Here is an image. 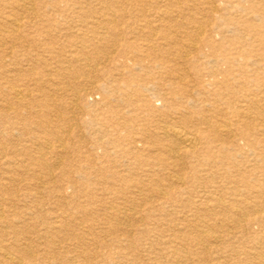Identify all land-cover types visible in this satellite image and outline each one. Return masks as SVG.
Here are the masks:
<instances>
[{
	"label": "rangeland",
	"instance_id": "obj_1",
	"mask_svg": "<svg viewBox=\"0 0 264 264\" xmlns=\"http://www.w3.org/2000/svg\"><path fill=\"white\" fill-rule=\"evenodd\" d=\"M171 1L172 2H168L167 0H117V4L119 5V12L128 15L132 14L142 17V15L145 14L146 16L153 17L160 16L163 11L169 10V13L166 12L174 17L177 14L181 17L184 15L187 17L197 15V17H202L204 23L213 22L211 18L214 13L211 12L210 6L205 4L206 0ZM39 2L38 0L34 2L36 3L37 13H39L41 19H43L42 23L49 25H45L46 27H44V31L42 32L41 40H37L35 43L32 42L30 46H27L26 43L23 46H19L18 43H14L11 40H7L5 44L4 42L0 44V149H5L11 161L13 160L14 162L17 161L24 164L26 168L35 167L38 172V181H35L38 182V185L34 190L30 189V186H28L30 182L27 179L25 180L26 182H22L15 174H13L15 180L10 183L8 182L9 184L5 183V189L0 190V192H2L0 195L2 194L5 197V216L0 220V244L9 243L15 233H17V235H26L28 239L31 240L29 243H32L33 240L32 244H34V246L36 245L38 249L40 248V253L42 252L41 248H46V255L41 254V257L38 258L39 260L36 261L37 264H88L89 260L90 264H123V262L124 264H179L172 251L174 248L165 245L162 240L170 238L172 241L171 244H174L178 241V239H176L177 236H186L188 237V241L192 243L191 249L195 248L199 250L198 246L201 247L200 243H205V241H208L206 243H210L211 240L201 236L195 231L193 224H202V227L208 228L209 230L212 228L214 229V214L217 213L221 216V211H219L220 207L216 208L215 205L209 201L210 197H223L225 200L227 199L226 201H231V199H233L231 197H237V195L233 194L236 193L233 187H241L242 182L240 178L242 175L246 176V180L250 183L256 180L264 182V142H262V140L264 141V129L259 131L255 130L258 126L264 128V112L262 113L263 115L259 114L257 119L252 118L253 121L247 120L253 130L251 134L248 133L245 135L244 133L236 132V141L233 142V144H227L226 148L220 145L213 149V152L216 153L218 157H222V155L224 156L226 154L229 155L228 151L236 156L234 159L229 158L225 160L226 163L224 167L220 168L218 167L220 166L218 163L219 158H216V169L212 174L213 177L211 176L209 179L205 174L201 175L198 179L193 178L192 173H194V171L190 168L192 165L190 159H186L183 163L184 167L181 176H183L184 183L181 185L177 184L175 181H170L167 174L152 176L153 178L149 176L145 177V174L138 169H135L136 174L133 173L128 176L126 174L130 173V157H116V150H121L125 147L126 141L123 142L122 138L123 136L125 137L127 133H133V135H139L141 132L148 134L152 133V126L150 125L152 116L145 113L143 108L146 107L145 104L159 107L160 100L157 99L158 95H190V97L183 98V103L186 105L184 110L190 112L194 116L204 115L210 122L220 120L232 121V110L240 109V107L243 109L247 108L244 107L246 105L247 96H251L255 99L262 98L264 100V55L261 53L264 51L258 49L256 42L252 45L250 41H252L255 36L245 32H224L226 35L224 38L219 34L214 35L213 40L217 44L216 48L203 46L201 37L197 39L191 36L188 37L185 34L183 37L184 41L187 42L191 37L189 41L195 42L197 44L196 48H171L169 50V47H167L169 45L161 44L162 47H167V53L170 54L172 63L174 59L180 63L188 61V59L195 61L199 58V52L207 54L208 57L207 59L203 57L199 58L201 62H205L204 64L198 63L192 66L188 62L185 67L181 65V67L183 66L182 68L185 69L184 74L186 77L183 81L184 83L182 82L180 84L169 82L166 80L167 78L164 77L159 78L156 76L154 78L157 70H162L156 65L152 58V55H155V53L158 54L160 51L159 47L155 48L153 45L151 49H148V52H143L144 55L150 53L148 56H140L136 54V50H133L132 53L128 52L124 56H119L117 54L118 52L114 50L121 42H117L115 46L109 48L108 46H101L100 42H97V40L91 36V41L86 42L84 49H81L87 53H89V51H94L96 56L92 53L93 59L91 60L94 61L93 64H98V66H96V70L92 72L93 74L90 73L91 77L79 76V78H76L72 76L70 71H64L61 66L74 63L72 61L61 63V61H68L69 59L68 57L66 59V56L72 50V43L75 42L73 40V35H75V31H78V25L83 20H95L104 15H109V17H111L113 14H116L117 11H114L112 5L108 4L105 0H54V4H57V9L56 6H41ZM155 3H157V7ZM226 3L225 6L229 9L230 14H227V10H222V13L230 17L231 21H234L235 19H242L246 16L245 14L247 11H250L253 6H259V3L262 2L261 0H228ZM150 4H152V6ZM1 7L2 5L0 2V8ZM162 7L163 9L165 7V9L163 10ZM181 7L185 8L184 12L186 14L180 13ZM1 14L2 12L0 15ZM2 15L5 16L6 13ZM27 19L30 18L27 17ZM229 24L230 23H228V25ZM222 27L225 26L222 25ZM141 35L142 34H139V41L146 44L148 37L146 34ZM234 35L237 36V40L235 41L232 39ZM88 38H90V35ZM106 39L111 40L112 36L106 34ZM243 42L248 43L243 45L244 48L241 52H244V54L240 56L238 53L240 50H237V53H235V49L242 47L241 43ZM99 52H101L100 55H98ZM105 53L110 56L108 58L109 61L106 60L107 62L103 65L104 61L101 60L103 56H106ZM161 54L156 55L157 57L155 60L159 61L160 59H166ZM176 54H179L181 57H178ZM135 55H138L140 58L139 61L135 59ZM230 57L232 61L228 63V58ZM241 61H243V63H241ZM168 65H170V63H168ZM71 66L76 70L74 65ZM210 71L214 73L212 78L206 75L208 72L210 73ZM34 75L39 78L36 83L32 80L29 81L32 77H35ZM152 76L155 86L152 85L151 82L148 84V88H146L145 85L140 88L137 86V83L140 84L143 79L148 80ZM47 80L49 83L46 82ZM88 80L95 81L94 85L92 84V86H89V84L86 83ZM101 80H104V82ZM50 83H52L51 86ZM68 84H70L71 88ZM13 85L27 90L28 95H23V98L20 99L22 102L17 101L16 97H12L13 95L11 94L10 88ZM64 85L69 87H64ZM182 85L186 86L184 90L180 89ZM48 87L54 88V93L48 90ZM80 89L83 90H81L82 92L78 93V95L73 94L74 91H79ZM106 89H110L111 95H106ZM114 95L115 99H118L119 104L120 102L121 104L124 103L123 99L120 98L121 95H132V98L135 99H132L135 101L133 102L135 105L131 107L126 106L124 108L123 104V106L119 107L122 112H115L113 111V107H111L112 105L106 104V97L112 99ZM134 95H138V97L135 98ZM177 100L176 98L171 104L174 106ZM127 108L133 109V115L138 118L141 117L142 120L137 121L134 116H132V118L127 115L125 116L124 109ZM252 109L254 112H252L253 114L251 113ZM245 110L248 111L249 109L247 108ZM250 113L252 117L256 116L254 107L251 108ZM55 115H57L56 118ZM119 120L121 121L119 124H123V122L124 124L129 123L130 126L126 127L130 128L132 132L124 127H122L123 129H118L114 123ZM76 122L78 123L76 124ZM26 125L30 126L27 127ZM193 125L198 126L197 124ZM193 125L189 124L186 126L193 130L196 128ZM62 129L64 132H62ZM241 136H244L245 139H242ZM117 138H120L121 141L115 142ZM84 140L86 141L84 142ZM44 149L45 152H43ZM58 156L61 157L62 160ZM66 156L69 158V161ZM33 162L36 166L32 164ZM204 167L203 164L199 168L203 169ZM15 168L17 167L15 166ZM54 168L56 169L54 170ZM2 170L4 169L0 167V178L3 174L1 172ZM116 170L123 171L121 172L124 173L122 177L125 178L116 176L114 174ZM202 171L204 172V170H201V172ZM98 172H100V174ZM42 175L43 178H41ZM48 175L51 176V179H48ZM22 176L25 175L22 174ZM88 180L91 181L89 182ZM130 180H132V182L142 181L145 183L146 190H144V192L150 194V199L146 201H137L136 212L138 214L136 212L134 214L128 213V217L131 219L129 221L130 227L126 226L125 228V225L116 220L115 216H117V206H122V203L119 201L128 204V201L133 200L135 197L132 191L134 188L129 191L125 189L127 184L132 183ZM0 181L4 182L2 179H0ZM69 181H74L80 188H71L69 186ZM228 181H231V183H228ZM168 184L175 185V188L178 189L176 195H165L164 198H159L153 194V188L155 187L168 191ZM120 185L125 186L123 188V191L126 192L125 196L119 193ZM93 195L97 197L96 199H99V197L103 198L92 203L90 199ZM121 196L127 199H123ZM169 196L171 197L169 198ZM59 198H61V200ZM164 199L166 200L164 201ZM11 201H13L14 207L10 206ZM207 203L211 205L209 206V208H211L210 210L206 207L208 205ZM139 204L141 205L139 206ZM14 210H16L18 216L14 215ZM247 212L249 214L248 219H251L254 216L253 213L251 211ZM36 214L38 215L36 216ZM131 215H133V217H131ZM73 217L74 219H72ZM57 223L61 228L58 231V235H60L56 236V245L46 246L44 240L40 238L42 237L41 233H43L44 229L51 230V226ZM144 226L146 227L144 228ZM223 228L225 230L227 226ZM257 228L258 227L255 225L253 230H257ZM126 229L128 231H126ZM230 229L234 231L235 235L243 234L242 229L240 231L238 228H232L231 224ZM88 230L90 231L88 232ZM246 237H250V235H245L244 239ZM232 242L235 243L234 245H238L236 240H232ZM60 243L62 244L60 245ZM65 250L68 251V253ZM63 251H65V253ZM208 254V252H204L199 254V256L207 259L209 256ZM80 259L83 260L80 262ZM194 261L196 260L194 256H192L186 262L182 261L181 264H193ZM0 264L5 263L0 261Z\"/></svg>",
	"mask_w": 264,
	"mask_h": 264
},
{
	"label": "bare ground",
	"instance_id": "obj_2",
	"mask_svg": "<svg viewBox=\"0 0 264 264\" xmlns=\"http://www.w3.org/2000/svg\"><path fill=\"white\" fill-rule=\"evenodd\" d=\"M35 1L36 0H0L1 5H2V7L0 8V13L1 12H2V14L6 13L5 16H3L2 14L0 15V17H1V19H0V44L3 43V42L5 44L7 42V40H11L14 43H18L19 46H23V45H25V43H26L27 46H30L32 44V42L35 43V41L41 40V35L43 34L42 32L44 31V27L49 26V25H46L45 23H42L43 19H41L40 14L37 13L36 3H34ZM38 1H40L39 5L45 6V7L46 6H49V7L52 6L53 7V6L57 5V4L56 5L54 4L55 3L54 0H38ZM105 1L108 4H111L113 9H114V11L116 10L117 13L113 14L111 17H109V15H104L103 17L96 18L95 20H83L78 25V31H75L76 33H75V35H73V40L75 42L72 43L71 52L67 56L65 55L66 59H67V57L69 58L68 61H66V60L63 61V62L61 61V63L69 62V61H72L74 63V64H71V65H74L76 67L75 68L76 70H74L72 68L73 66H71L70 63L61 65L62 68L64 69V71H70L72 73L73 77H76V78H79V76L88 77V76H90V73H92L93 71L96 70V66H98V64L97 65L95 63L93 64L94 61L91 60V59H93L92 58V56H93L92 53L95 55V52L94 51L93 52L89 51V53H87L86 51L81 49V48L84 49V47L86 46V42H88V41L90 42L91 41V36L93 38H95L97 40V42H100L101 46H108L109 48L110 47L112 48V46H115V44L117 42H121L118 47H115V50H114L115 52L116 51L118 52L117 54L119 56H124L128 52L132 53L133 50L137 51L136 54H138L140 56H143L144 55L143 52L144 51L148 52V49L152 48L151 46L154 45L155 48L159 47V49H160L159 52H161L163 54H161L159 52H158V54L159 55L161 54L166 59H160L159 61H157V60H155V58L157 57L156 55H158V54L155 53V55H152V58L154 59L153 61L156 63V65L160 69H162L160 71L157 70V72L154 75V78L156 76L159 77V78L160 77H164V78H167L166 80L169 81V82L180 83V84L184 81V79L186 77V75L184 74L185 69H183L182 68L183 66L181 67V65H184V67H185L188 64V62L192 66L195 65V64H198V63L204 64L205 62H201L199 58L203 57V58L207 59V57H208L207 54H203L202 52H199V54H200L199 58L196 59L195 61H193L192 59H188V61H184L183 63H180L179 61H175V59H174V62L172 63V61L170 60V54L167 53V47H169L168 48L169 50L171 48H179V49H181V48H185V49L187 48L188 49L190 47L191 48H196L197 44L195 42L189 41V39L191 37H194V38H197V39H199L201 37L203 46H206V47H209V48H216L217 44L213 40L214 39V35L219 34V35H221L224 38L226 36L224 32H231V33L234 32V31L242 32V33L245 32V33H249V34L254 35L255 38L252 41H250V43L252 45H254V43L256 42L257 45H258V49H262L264 51V0L263 1L261 0L262 3H259V6L258 5L257 6H253L250 11H247L246 14H245L246 16H244L242 19H240V20L235 19L234 21H231L230 17H227L224 13H222V10L223 11L227 10V14L229 13V9H227V6H225V4H227L226 1H228V0H206L205 4L207 6L209 5L210 9H211V12L214 13L213 17L211 18L212 21H213L212 23L211 22L210 23L209 22L204 23V20L202 19V17H197V15H194V14H193L194 16H190V17H187L184 14H183L184 16L181 17L179 14H177L174 17V16H171V15L168 14L169 10L168 11L166 10L168 13L166 11H163L160 16H153V17L146 16L145 14L142 15V17L135 16V15H132V14L128 15V14L119 12V5L117 4L118 3L117 0H105ZM167 1L168 2H172L171 0H167ZM78 2H80V1H78ZM157 3H158V1H157ZM157 3H155L156 7H157ZM202 3H203V1H202ZM148 5H149V3H148ZM150 5L152 6V4H150ZM97 6H98V4H97ZM56 9H57V6H56ZM162 9H163V7H162ZM164 9H165V7H164ZM52 10H54V9H52ZM180 10H181L180 13H185L184 12L185 8L181 7ZM83 11H85V10H83ZM160 11H162V10H160ZM75 16H76V13H75ZM27 17H29L30 19H27ZM205 20H206V18H205ZM228 23H230V24L228 25ZM222 25H224L225 27H222ZM106 34H109V36H112L113 40L112 39L111 40L110 39L109 40L106 39ZM139 34H142V35L146 34V36L148 37V40H146V44H144V42H142V41H139V39H140ZM185 34L188 37L191 36L188 39L189 42L188 41L187 42L184 41L183 37H184ZM89 35H90V38H88ZM236 38H237V36H235V35L232 36V39L234 41L237 40ZM65 39H67V38H65ZM114 40H115V42H114ZM149 41L151 42V44H150ZM198 42H200V41H198ZM245 43L247 44L248 42L241 43L242 47H239L238 49L236 48L235 49V53H237V50H240V51H238V53H239L240 56H243L242 54H244V52H241V50L244 48L243 45ZM161 44L162 45H169V46L162 47ZM89 47H90V45H89ZM95 48H97V47H95ZM103 49H106V48H103ZM19 52H21V51H19ZM100 53L101 52H99L98 55H100ZM261 53H262V55H264V52H261ZM102 54H103V52H102ZM148 54H150V53H148ZM148 54H145L144 56H148ZM105 55L106 56H103V58L99 57V58H102L101 61H104L103 65H105V62H107L106 60H108V58L110 56L107 53H105ZM138 55H135V57H136L135 59L137 61L140 60ZM176 55L178 57H181L179 54H176ZM230 61H232L231 57L228 58V63ZM96 62H97V60H96ZM168 63H170V65H168ZM241 63H243V61H241ZM99 64H101V63H99ZM12 70H10V71H12ZM127 72H128V70H127ZM199 73H200V70H199ZM206 75L209 78L210 77L212 78V76H214V73L212 71H210V73L208 72V74H206ZM117 76H119V75H117ZM137 76H138V74H137ZM94 77H95V75H94ZM115 77H116V75H115ZM14 78H15V75H14ZM205 79H207V78H205ZM31 80L34 83H36V82H38L39 78L37 76H35V77H32L29 81H31ZM77 81H79V80H77ZM101 81L104 82V80H101ZM159 81H160V79H159ZM46 82L49 83L48 80ZM150 82H151L152 85L155 84V83L153 84V76L151 78H149L148 80H144L143 79L140 84L137 83V86L140 88L141 86L145 85V87L148 88L149 87L148 84H150ZM86 83H88L89 86H92V84L94 85L95 81L88 80V81H86ZM51 84L52 83H50V86H51ZM68 85L70 86V84H68ZM66 86L64 85V87H66ZM69 86H67V87H69ZM182 87L180 88L182 90H184L186 88V86H184V85H182ZM70 88H71V86H70ZM10 89H11V94L13 95V96L12 95L11 96L13 98L16 97L17 101H19V102H22V100H20V99L23 98V95H28L27 90H24V89H22V88H20L18 86H14L13 85V86H11ZM48 90H51L53 92L54 88L48 87ZM81 90H83V89H80L79 91L76 90V91L73 92V94L78 95V93L82 92ZM109 90L106 89V95H111V92ZM84 93H85V90H84ZM132 93H133V91H132ZM135 94H137V93H135ZM124 96H126V97H124ZM134 96H135V98L138 97V95H134ZM188 96L190 97V95H175V96H173V95H158L157 99L160 100V106L159 107H153V106H150L149 104H145L146 107L143 108L144 112L152 116L151 119H150V125L152 126V129H151L152 133L148 134V133H145V132H141V133H139V135H137V134L133 135V133H127V134H125V137L122 135L123 136V138H122L123 142L126 141L125 142L126 144L124 143L125 147L123 149H121V150L120 149L116 150V157L117 156H119V157H122V156L128 157L129 156L130 157L129 158V168H130L129 172L130 173L126 174V175L129 176L130 174H133V173L136 174L135 169H138L139 171L141 170V172L143 174H145V177H148V176L152 177V176H158V175L162 176L164 174H167V177H169L170 181H175L177 184L181 185V184L184 183L183 182V180H184L183 176H181V173H182L183 167H184L183 163H184V161L186 159H190V163L192 164L190 168H192V170L194 171V173H192L193 174V178L198 179V178H200L201 175L205 174V175H207L206 177H208V179H209V177L212 176L213 172H215L214 170L216 169V164H215V162L217 160L216 158H219L218 159V163L220 164V166H218V167L220 168V167H224V164L226 163L225 160H227L229 158L234 159L235 156H236L235 154H233V153L228 151L229 155L226 154L224 156L222 155V157H218V155L213 152V149L215 147H217V146H220V145H221V147L226 148L227 144H229V143L233 144V142L236 141V132L242 133V134L244 133L245 135L248 134V133L251 134V132L253 130L251 129L250 124H249V122L247 120H249V121L252 120L253 121L252 118H256L257 119L259 114L263 115L262 113L264 112V100L262 98L261 99H255V98H253L251 96L250 97L247 96L246 105L244 107H247L249 109L248 111L245 110L247 108L243 109V108L240 107V109L232 110V112H231V114L233 116L232 121H228V120H222L221 121L220 120V121H216V122H210V120L207 117H205L204 115L203 116H201V115L200 116H194L190 112L184 110V107L186 105L183 103L184 102L183 98H186ZM132 97H133L132 95H121L120 98H122L123 102H124L122 104H121V102L119 104L118 99H115V95H114V97L112 99L106 97V104L107 105H112L111 107H113V109H114L113 111H115V112L121 111L122 112V110L119 107L123 106V104H124V108L126 106L131 107V106L135 105V103H133V102H135L134 101L135 99L132 98ZM27 98H29V97H27ZM176 98L178 100H177V102H175V104L173 106V104H171V103H172V101L176 100ZM64 99H66V98H64ZM64 99H62V100H64ZM132 99H134V100H132ZM70 105H73V104H70ZM94 105H95V103H94ZM59 106H60V104H59ZM75 107H76V105H75ZM252 107H254V110L256 112V116H254V117L251 116V113L253 112V109H252V111L250 113V110H251ZM57 111H55V112H57ZM183 111H185V112H183ZM133 112L134 111L131 108L124 109V115L125 116L127 115V116H130L131 118H132V116H134L137 119V121L138 120H142L141 117L138 118L135 115H133L134 114ZM56 116L57 115H55V118H56ZM143 118H144V116H143ZM119 122H121V121L119 120L118 122L114 123V125H116L118 127V129H123L122 127H124L128 131H131L130 128H127V127L130 126L129 123L128 124L127 123L124 124V122H123V124H124L123 125L121 123L119 124ZM77 123L78 122H76V124ZM189 124H192V125L193 124H197L198 126H196V125L194 126L193 125L196 128H194L192 130V129H190V127L188 128L186 126V125H189ZM29 126H27V127H29ZM74 126H75V124H74ZM263 129L264 128H261L260 126L255 128L256 131L263 130ZM62 132H64L63 129H62ZM66 133H68V132H66ZM76 134H77V132H76ZM114 136H116V135H114ZM239 136H240V134H239ZM243 137L244 136H241L242 139H245V137L244 138ZM103 138H105V137H103ZM34 139H36V138H34ZM85 141L86 140H84V142ZM117 141H121V139L117 138L115 142H117ZM92 142H90V143H92ZM262 142H264V141L262 140ZM98 146H96V147H98ZM15 148H17V147H15ZM37 148H38V146H37ZM103 149H106V148H103ZM46 150H48V149H46ZM88 151H89V148H88ZM43 152H45V149L43 150ZM89 153H90V151H89ZM17 154H20V153H17ZM46 154H48V153H46ZM62 155H64V154H62ZM81 157H82V155H81ZM59 158H61V157H59ZM59 158H57V159H59ZM53 159H56V158H53ZM61 160H62V158H61ZM67 160L69 161V158ZM116 162H118V161H116ZM230 162H232V161H230ZM32 164L35 165L34 162ZM133 164H136V165H133ZM203 164H204L205 167L203 169L202 168L200 169L199 167L202 166ZM20 165H21V168H20ZM106 165H107V163H106ZM230 165H233V164H230ZM15 166L17 168H15ZM0 167L2 169H4V170L1 171L3 174L1 175L0 179L4 180V182L0 181V190L5 189L6 184H9L10 182L15 180V176L13 174H15L20 179V181H22V182L23 181L26 182L25 180L27 179L30 182L28 184V186H30V189H32V190H34V188L38 185V182H35L36 180L38 181V172H37L36 168L35 167L34 168H30V167L28 168L27 167L26 168L24 166V164H21V163H19L17 161L14 162L13 160L11 161L9 156H8V153H6L4 148L0 149ZM122 167H123V165H122ZM22 168H24V169H22ZM56 168H58V167H56ZM56 168H54V170ZM108 168H110V167H108ZM112 168H114V167H112ZM119 169H120V167H119ZM201 170H204V172L203 171L201 172ZM103 172H105V171H103ZM121 172H123V171L116 170L114 174L116 176H119L120 178H125V177H122V176H124V173H121ZM98 173L100 174V172H98ZM101 173H102V171H101ZM22 174H24L25 176H22ZM41 178H43V175H42ZM78 178H80V177H78ZM246 178H247L246 176L242 175V177L240 178V181L242 182L243 185L241 184V187H238V188H236L237 186L233 187V190L236 191V193H233V194L237 195V197H231V198H233V199H231V201L230 200L226 201L227 199L225 200L223 197H210L209 201L212 204H214L216 208L220 207L219 211H221V216H219L217 213H215L214 216H213V218H214L213 227L215 226L214 229L212 228V229L209 230L208 228L202 227L201 226L202 224H198V225L197 224L195 225V223L193 224V227L195 228V231H197L201 236L211 240L210 243H206L208 241H205V243H200L201 247L198 246L199 250H197L195 248L191 249L192 248V243H190L188 241V237H186V236H177L176 239H178V241H177V243H174V244H171L172 241L170 240V238L162 240V242L165 243V245H169V246H172L174 248L172 251H173V253L175 255L174 257H175L176 261L179 264H181L182 261L186 262L192 256H194V259L196 260V261H194L193 264H196V263L197 264H264V182H261V181L259 182V181L256 180L253 183H250V182H248L246 180ZM48 179H51V176H49ZM112 179H114V178H112ZM120 180H122V179H120ZM40 181H41V179H40ZM130 181L132 182V180H130ZM106 183H104V184H106ZM228 183H231V181H228ZM84 184L86 185L85 182H84ZM84 184H83V186H84ZM111 185H110V187H111ZM145 185L146 184L143 183L142 181L141 182H132L131 184H127L126 187L120 185L121 187L119 189V193L122 196H125V194H126V192L123 191L124 187H125V189L127 191H129L130 189L132 190L134 188V190H132V191L134 192L133 194H135L134 199L133 200H129L128 204H126V203L124 204L123 201H119V202L122 203V206L121 207L117 206L118 209L116 208L117 209V216H115L116 220L120 221L121 224H124L125 228H126V226L130 225L129 221L131 219L128 217L129 216L128 213H133L134 214L136 212L137 201L138 202L141 201V200H145L146 201V200L150 199L149 198L150 194H147L146 192H144V190H146V186ZM69 186L71 188H73V189H77L79 187V185L76 184L74 181L70 182ZM168 186H169V190L168 191H164V190H162L161 188H158V187L153 188L154 189L153 190L154 191L153 194H155L159 198H164L165 195H176L178 189L175 188V185L168 184ZM57 190H59V189H57ZM59 191H61V190H59ZM0 193H2V192H0ZM66 194H67V192H66ZM98 195H99V193H98ZM67 197H68V194H67ZM170 197L171 196H169V198ZM4 198L5 197L1 194L0 195V220H2L3 217L5 216V214H4L5 199ZM96 198L97 197H94V195H93L91 197V199H90V202H92V203L97 202L99 199H101L103 197H101V198L99 197V199H96ZM122 198L123 199H127L126 197H122ZM59 199L61 200V198H59ZM165 200L166 199H164V201ZM45 202H46V200H45ZM50 202H52V201H50ZM55 202H57V201H55ZM207 204L208 205L206 207H207V209L210 210L211 208H209V206H211V205H209V203H207ZM140 205L141 204H139V206ZM10 206L14 207L13 201L10 202ZM65 208H67V207H65ZM156 208H157V206H156ZM112 209H114V208H112ZM89 211H92V210H89ZM222 211H223V213H222ZM247 211H251L253 213L254 216L251 219H248V215L249 214H248ZM17 214L18 213L16 212V210H14V215L18 216ZM37 215L38 214H36V216ZM42 215H43V213H42ZM33 216H35V215H33ZM50 217H52V216H50ZM109 217H110V215H109ZM131 217H133V215H131ZM72 219H74V217ZM20 220H22V219H20ZM24 220H27V219H24ZM85 222H86V220H85ZM98 223H99V221H98ZM25 224H27V223H25ZM230 224H231L232 228H238L240 231L242 229V233L243 234L242 235L241 234L240 235H237V234L235 235L234 231L232 229H230ZM31 225H32V223H31ZM255 225L258 227L257 230H253V227ZM58 226H59V228H58ZM226 226H227V229L224 230L223 227H226ZM51 227H52L51 230H45L44 229L43 233H41L42 237H40V238L42 240H44V243L46 244V246L56 245L55 244L56 243V236L60 235V234L58 235V231L60 230L61 227H60V225L58 223L53 225V226H51ZM64 227H66V226H64ZM108 227H109V225H108ZM145 227L146 226H144V228ZM84 228H85V226H84ZM1 229H2V227H1ZM127 229H126V231H128ZM36 230H37V228H36ZM90 230H88V232ZM75 233H76V231H75ZM147 233H149V232H147ZM80 235H81V233H80ZM100 235H101V233H100ZM111 235H112V233H111ZM245 235H250V237H246L244 239ZM92 236H93V234H92ZM90 240H92V239H90ZM232 240H236L238 245H234L235 243H233ZM30 241L31 240H29L26 235H17V233H15L12 236V239H10L9 243L6 242V244H0V261L5 263V264H37L36 261L39 260L38 258L41 257L40 255L41 254L46 255L47 251H46V248L44 247L43 249L41 248L42 252L40 253V251H39L40 248L38 249L36 247V245L34 246V244H32L33 240H32V243H29ZM61 244L62 243H60V245ZM97 247H98V245H97ZM73 248H74V246H73ZM85 249H86V245H85ZM73 250H75V249H73ZM58 251H59V249H58ZM65 251H63V252L65 253ZM66 252L68 253V251H66ZM204 252H208L209 253L208 254L209 256H208L207 259L201 258L202 256L201 257L199 256V254H202ZM84 253H86V252H84ZM81 260H83V259H80L79 261L81 262ZM88 264H90V260H89ZM123 264H124V262H123Z\"/></svg>",
	"mask_w": 264,
	"mask_h": 264
}]
</instances>
